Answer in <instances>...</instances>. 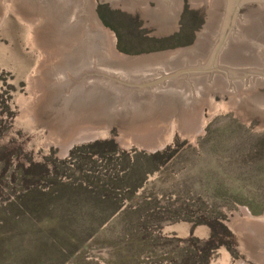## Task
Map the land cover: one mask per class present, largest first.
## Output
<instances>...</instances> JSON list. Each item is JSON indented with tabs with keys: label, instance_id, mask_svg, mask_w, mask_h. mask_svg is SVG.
<instances>
[{
	"label": "rangeland",
	"instance_id": "1",
	"mask_svg": "<svg viewBox=\"0 0 264 264\" xmlns=\"http://www.w3.org/2000/svg\"><path fill=\"white\" fill-rule=\"evenodd\" d=\"M233 2L0 0V264H264V88L232 86L222 75L192 87H122V97L87 85L96 70L148 82L207 66ZM263 7L245 2L233 14L218 67L264 72ZM84 11L109 34L93 41L91 26H72ZM112 48L147 58L121 61ZM104 141L120 155L167 151L169 158L153 167L141 156L140 172L115 182L105 172L118 173L125 162L89 153ZM97 177L120 211L138 212L106 215L88 235L51 232L59 221L76 229L75 217L66 223L62 212L23 213L20 221L4 212L28 190L84 188Z\"/></svg>",
	"mask_w": 264,
	"mask_h": 264
},
{
	"label": "trees",
	"instance_id": "2",
	"mask_svg": "<svg viewBox=\"0 0 264 264\" xmlns=\"http://www.w3.org/2000/svg\"><path fill=\"white\" fill-rule=\"evenodd\" d=\"M88 148H89L90 156L91 157L96 156V159L103 158L102 151H105V153L108 151L110 162H115L117 160H121L123 161V163L125 162V166H124L125 168H122L121 165L120 171L118 173H115L114 171L110 172L109 170L112 169L107 168L106 171L111 174L105 172L106 178H111V180L117 182L120 181V179L121 180L124 179L123 177L128 176V174L134 175L135 172L137 174L138 172H140L138 168H140L141 164L138 161V158L141 157L142 154L135 153L133 156H128L124 153H121L120 155L119 153L116 152L115 147L111 141L94 143L93 145H90ZM142 158H145L144 162L148 164H152V166L155 167L161 160L163 162L168 160L169 154L167 153V151H165L163 154L160 155H152L147 157L142 156ZM70 165H72L71 168L73 169L75 168L74 164L71 163ZM98 175H100V173H98L97 176ZM143 177L144 174L143 173L142 175L140 174V178ZM95 180L96 182L94 186H84V188H81V186L79 185L76 186L74 185V183L67 185L56 183L55 188L58 189L49 193L41 192L40 190L34 189L35 188L34 187L33 188L34 190H30V191L28 190L25 194L18 196L16 200L6 204L8 205L6 206L7 210L4 208V212L9 213L14 211L18 213L19 214L18 220L19 218L23 217L21 216L23 215V213L26 214L27 216H33V217L41 214L44 217H47L46 219H50L48 217H51L50 215L56 212H62L63 216L67 215L66 217L67 220H69L68 219L69 216L75 217V220L73 221H75V224L77 223V225L75 226L76 229L74 230H71L70 228H68V226L64 224H63L64 228H60V223H62L61 221H59L60 222L59 224L53 223L50 231L51 232L60 231L61 233L59 234H63V235H68V234L88 235L89 233H97L101 224L104 223L102 219L106 215L109 219L111 215L119 212L117 219L120 220L124 216H128L129 214H135L134 212H138L136 211V209L129 210L128 208L120 211L121 206L118 204V202L112 201L110 198L111 195L107 194V190H104L102 187L97 185L102 181L98 180V177ZM67 186L72 188V190L67 189L66 188ZM136 186L129 188L130 190H133L136 188ZM62 195L66 197L67 202L61 201ZM69 195H73V197L68 199ZM77 197L82 199L84 197H89L90 200H88L84 204L72 203V199ZM87 214L90 216H88ZM51 221L48 222L51 223ZM18 223L20 222L18 221L14 222V224H18ZM66 223H71V222L69 220L68 222L66 221Z\"/></svg>",
	"mask_w": 264,
	"mask_h": 264
},
{
	"label": "water",
	"instance_id": "3",
	"mask_svg": "<svg viewBox=\"0 0 264 264\" xmlns=\"http://www.w3.org/2000/svg\"><path fill=\"white\" fill-rule=\"evenodd\" d=\"M102 1L104 2L105 0ZM245 2L257 3V5L260 7L264 6V2H258L257 0H234L232 6L233 8L229 12L227 23L223 28V32L221 34L219 42L214 46L212 50L210 62L207 66L205 67L199 66L196 68L184 67L183 69L178 70L174 73L160 74V76H158L157 78L153 77V79L148 80V82L147 81L144 82L141 80L138 81L125 80L124 78L118 76L117 74H113L110 72L106 73L105 71L99 72L98 70H96L94 72L92 71L89 73L91 75L90 77L91 80L89 84L87 83V85H89L92 91H96L101 86L103 89L108 90L110 92H113L114 90V92H117L116 94H119L122 97V95L124 96V94L121 91L122 87L127 89L130 88L133 90L132 92H135L143 89L150 90V89L158 88V86L166 85L171 81H181L186 83L189 87H192V82L196 79L203 78V79H209L210 81L211 79L214 78L215 75H222L224 79L232 86L237 85L243 88L244 87L243 83L248 84V82L252 81L258 84V89L264 88V72L253 70V71L243 72L240 75H234V74H230L227 70L217 66V58H218L217 56L218 53L221 51V49L225 47L228 32L230 30V26L232 23L231 20L233 14L238 13V11L243 7ZM82 14L84 15L83 17H81V13H76L72 16V22H71L72 26L78 27L81 25H85V23L87 26H91L93 30V34H92L93 41H97L100 35H104L105 33L109 34L108 31L105 30L102 24L99 22L96 14L90 11H84ZM183 51L185 52L186 50L175 51L174 54H172V56L181 54ZM111 53L115 58L121 59V61H126L129 59L118 55L114 51V49L111 51ZM143 58H147V57L133 58L129 60H131V62L137 63L139 61L142 62ZM148 58H151V56H148ZM85 82L86 81H83L80 86L84 85ZM166 89L169 90L168 88H165L161 90L160 93H162L163 91H167Z\"/></svg>",
	"mask_w": 264,
	"mask_h": 264
},
{
	"label": "bare ground",
	"instance_id": "4",
	"mask_svg": "<svg viewBox=\"0 0 264 264\" xmlns=\"http://www.w3.org/2000/svg\"><path fill=\"white\" fill-rule=\"evenodd\" d=\"M258 2H264V0H257ZM264 8V7H263Z\"/></svg>",
	"mask_w": 264,
	"mask_h": 264
}]
</instances>
